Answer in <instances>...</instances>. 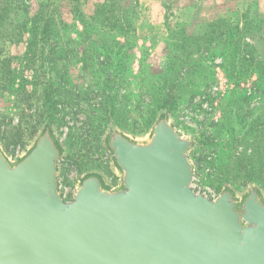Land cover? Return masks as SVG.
I'll return each mask as SVG.
<instances>
[{
  "label": "rangeland",
  "instance_id": "1",
  "mask_svg": "<svg viewBox=\"0 0 264 264\" xmlns=\"http://www.w3.org/2000/svg\"><path fill=\"white\" fill-rule=\"evenodd\" d=\"M169 90L193 189L264 190V0H0V144L14 156L52 123L67 200L109 174L107 127L144 136Z\"/></svg>",
  "mask_w": 264,
  "mask_h": 264
},
{
  "label": "water",
  "instance_id": "2",
  "mask_svg": "<svg viewBox=\"0 0 264 264\" xmlns=\"http://www.w3.org/2000/svg\"><path fill=\"white\" fill-rule=\"evenodd\" d=\"M102 145L109 174L85 171L67 200L52 123L14 156L0 144V264H264V190L196 192L197 141L168 110L142 137L109 125Z\"/></svg>",
  "mask_w": 264,
  "mask_h": 264
},
{
  "label": "trees",
  "instance_id": "3",
  "mask_svg": "<svg viewBox=\"0 0 264 264\" xmlns=\"http://www.w3.org/2000/svg\"><path fill=\"white\" fill-rule=\"evenodd\" d=\"M173 92L171 90H169L167 92V94H164V97H163V103L160 104L158 106V109L161 110V109H166L168 110L169 112H171V109H172V104H171V101L173 100ZM251 181V179H250Z\"/></svg>",
  "mask_w": 264,
  "mask_h": 264
},
{
  "label": "flooded vegetation",
  "instance_id": "4",
  "mask_svg": "<svg viewBox=\"0 0 264 264\" xmlns=\"http://www.w3.org/2000/svg\"><path fill=\"white\" fill-rule=\"evenodd\" d=\"M60 171H61V169H60Z\"/></svg>",
  "mask_w": 264,
  "mask_h": 264
}]
</instances>
